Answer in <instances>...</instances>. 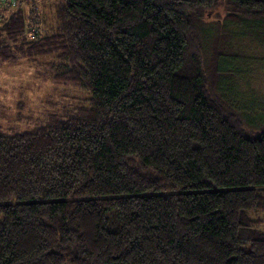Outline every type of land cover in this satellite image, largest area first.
<instances>
[{
  "label": "trees",
  "instance_id": "trees-1",
  "mask_svg": "<svg viewBox=\"0 0 264 264\" xmlns=\"http://www.w3.org/2000/svg\"><path fill=\"white\" fill-rule=\"evenodd\" d=\"M51 1L52 33L34 1L0 9V61L90 96L0 131V264H264V130L203 89L198 31L264 0Z\"/></svg>",
  "mask_w": 264,
  "mask_h": 264
},
{
  "label": "rangeland",
  "instance_id": "rangeland-1",
  "mask_svg": "<svg viewBox=\"0 0 264 264\" xmlns=\"http://www.w3.org/2000/svg\"><path fill=\"white\" fill-rule=\"evenodd\" d=\"M30 1L37 6L40 33H52L57 26L56 3ZM198 28L203 89L224 112L233 114V123L245 135H258L264 130V21H230L221 4L204 14ZM31 30L24 31L27 40ZM45 61L43 56L0 61V131H24L38 117L60 112L64 105H87V91L52 83ZM260 229L264 232V223Z\"/></svg>",
  "mask_w": 264,
  "mask_h": 264
},
{
  "label": "built area",
  "instance_id": "built-area-1",
  "mask_svg": "<svg viewBox=\"0 0 264 264\" xmlns=\"http://www.w3.org/2000/svg\"><path fill=\"white\" fill-rule=\"evenodd\" d=\"M15 5H16L15 0H0V6L12 7V6H15Z\"/></svg>",
  "mask_w": 264,
  "mask_h": 264
}]
</instances>
